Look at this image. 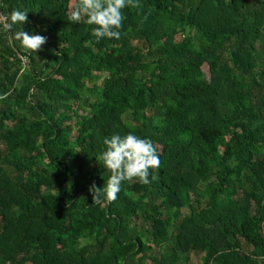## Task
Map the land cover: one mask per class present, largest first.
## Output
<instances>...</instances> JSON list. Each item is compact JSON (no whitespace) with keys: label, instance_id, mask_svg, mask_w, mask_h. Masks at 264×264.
I'll list each match as a JSON object with an SVG mask.
<instances>
[{"label":"trees","instance_id":"trees-1","mask_svg":"<svg viewBox=\"0 0 264 264\" xmlns=\"http://www.w3.org/2000/svg\"><path fill=\"white\" fill-rule=\"evenodd\" d=\"M79 2L0 3L47 37L0 29V264H264V0H139L99 42ZM116 132L160 167L96 203Z\"/></svg>","mask_w":264,"mask_h":264},{"label":"clouds","instance_id":"clouds-1","mask_svg":"<svg viewBox=\"0 0 264 264\" xmlns=\"http://www.w3.org/2000/svg\"><path fill=\"white\" fill-rule=\"evenodd\" d=\"M129 5L139 6V0H81L73 8L70 19L74 23L83 20L92 26L91 34L97 42L104 38L119 40L126 19L123 9ZM27 12L21 9L11 11L5 27L12 30L18 25L14 39L25 51L34 53L46 43L47 37L23 30L22 25L28 20ZM103 146L96 159L110 174L102 188L93 186L96 203L115 201L126 181L137 179L141 184L149 185L156 178L153 170L159 169L161 161L152 139L135 132H116L103 139Z\"/></svg>","mask_w":264,"mask_h":264},{"label":"built area","instance_id":"built-area-1","mask_svg":"<svg viewBox=\"0 0 264 264\" xmlns=\"http://www.w3.org/2000/svg\"><path fill=\"white\" fill-rule=\"evenodd\" d=\"M3 0H0V3ZM9 22L8 17L6 13L0 10V29L2 32H5L6 34H9V29L5 27V25Z\"/></svg>","mask_w":264,"mask_h":264},{"label":"rangeland","instance_id":"rangeland-1","mask_svg":"<svg viewBox=\"0 0 264 264\" xmlns=\"http://www.w3.org/2000/svg\"><path fill=\"white\" fill-rule=\"evenodd\" d=\"M205 70H206V68H205ZM201 254L200 253H197V252H194V253H192V255H191V263L190 264H195V263H197L198 261H199V257L201 258Z\"/></svg>","mask_w":264,"mask_h":264}]
</instances>
